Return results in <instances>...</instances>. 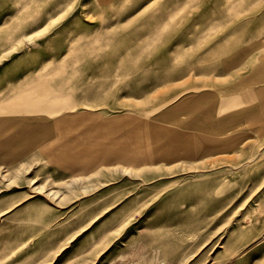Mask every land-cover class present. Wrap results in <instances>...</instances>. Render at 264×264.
<instances>
[{"label":"rangeland","instance_id":"rangeland-1","mask_svg":"<svg viewBox=\"0 0 264 264\" xmlns=\"http://www.w3.org/2000/svg\"><path fill=\"white\" fill-rule=\"evenodd\" d=\"M257 88L264 0H0V131L24 114L51 139L63 114L173 125L183 100ZM21 95L35 106L12 109ZM245 104L263 118L217 104L229 130L202 157L82 173L19 142L0 155V264H264V101Z\"/></svg>","mask_w":264,"mask_h":264},{"label":"bare ground","instance_id":"bare-ground-1","mask_svg":"<svg viewBox=\"0 0 264 264\" xmlns=\"http://www.w3.org/2000/svg\"><path fill=\"white\" fill-rule=\"evenodd\" d=\"M49 15L51 16V14ZM26 35L24 34L20 38L23 37L29 41L25 37ZM20 38L18 37V40ZM242 56L243 53L236 57L232 64L238 62ZM246 91L238 96L224 98V100L216 99L215 95L209 94L210 92L199 94L191 98L190 102L183 100L176 107L188 109L186 113H183L184 117H173L167 114V116L164 115L159 118L161 122H171L173 125L159 124L152 126L151 122L145 121L146 123L144 122V124L141 122L143 121L142 119L138 121V119L129 118L127 115L101 118L89 112L63 114L54 122L59 131V137L57 136L58 138L56 139H51L48 127L33 129L36 127L34 124L37 123L34 121L36 117L33 118L30 114H24L12 126L10 125L0 131L1 137V133L5 134L9 129H18L11 136L8 133L9 138L5 136L7 134L1 137L2 139L7 137V139L4 138L2 140L0 138V155L3 157L4 155L12 154L8 151L16 149L15 147L19 146V142L24 143L27 139L29 141L37 140L38 143L39 141H44L45 143L38 150H40V155L48 159L49 163L82 173L94 172L98 168L106 166L130 165L138 167L145 164H153L155 163L153 162L154 158L158 156L170 158L177 153L188 158L210 155L216 149L223 147L224 144L216 136L229 130L219 126L218 122H221L222 117H225L220 115L221 111H219L220 109L218 110L219 106L217 107V104L227 109L228 112H225L232 118L242 116L245 121H255L263 118L262 114L256 113V109L261 104L247 106L245 103L251 99L256 102L264 101V88L248 89ZM23 99L24 96L22 95L14 99L10 107L19 111L25 109L24 107L26 106H29V110L35 106L32 104L23 105ZM18 101L21 104H17ZM45 106V109L53 108L54 111L56 110L52 105L45 104ZM70 108H74V106H70ZM189 110L197 111L198 113ZM167 112L165 111V113ZM230 116L227 118L232 119ZM25 143L27 144V142ZM33 143L36 144V141H33ZM0 162L8 164L9 161L3 162L0 159ZM25 163L21 165L26 167ZM0 174L1 178L5 179L7 177L1 170ZM74 190V188H68L69 194L70 191ZM81 190L83 191L82 193H87L91 190V187L81 188ZM57 193H60V191L52 193L54 195L52 198L56 199Z\"/></svg>","mask_w":264,"mask_h":264}]
</instances>
